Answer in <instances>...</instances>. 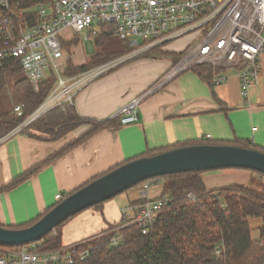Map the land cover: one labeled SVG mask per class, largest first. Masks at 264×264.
<instances>
[{"label": "built area", "instance_id": "obj_1", "mask_svg": "<svg viewBox=\"0 0 264 264\" xmlns=\"http://www.w3.org/2000/svg\"><path fill=\"white\" fill-rule=\"evenodd\" d=\"M27 1L0 0V67L17 60L35 91L51 72L56 79L39 107L0 141L22 133L52 110L74 107L76 96L93 81L184 35L195 34V42L162 77L118 111L116 117L122 126L138 122L146 99L197 66L218 70L213 86L227 80L224 71L236 70L245 97L264 69V0H52L49 5L31 8L25 5ZM67 32L85 39L97 34L117 35L128 43L130 51L69 77L64 73L73 55L65 45ZM15 111L23 116L21 105H16ZM150 182L144 184L145 189ZM66 197L58 194L57 200ZM141 199L144 202L140 205L121 210V224L138 225L147 234L172 199L152 198L146 192ZM198 199L194 192L186 195L189 202ZM89 240L53 251H38L36 242L16 248L0 246V264H74L91 256L94 244L83 246ZM111 242L118 246L123 238ZM216 252L221 256L224 247Z\"/></svg>", "mask_w": 264, "mask_h": 264}, {"label": "crops", "instance_id": "obj_2", "mask_svg": "<svg viewBox=\"0 0 264 264\" xmlns=\"http://www.w3.org/2000/svg\"><path fill=\"white\" fill-rule=\"evenodd\" d=\"M189 45L182 42L176 49L163 50L181 53ZM172 64L170 57L128 61L84 88L75 98V107L82 117L116 118L123 106L153 85ZM224 75L227 80L212 87L194 70L182 73L142 103L138 122L98 132L12 191L0 194V225L28 223L56 205L58 194L69 195L125 161L178 143L203 139L233 143L239 139L264 149V69L248 97L243 95L236 70H226ZM88 128L81 126L58 141H45L24 132L0 141V189ZM228 174L232 171H217L203 178L208 189H214L209 185H233L212 180H219L218 175L232 176ZM237 174L252 176L247 172ZM144 192L152 198L160 197L163 180L151 181L148 189L144 185L130 189L107 201L101 210L79 213L64 227V247L109 231L110 225L121 221V210L141 199Z\"/></svg>", "mask_w": 264, "mask_h": 264}, {"label": "trees", "instance_id": "obj_3", "mask_svg": "<svg viewBox=\"0 0 264 264\" xmlns=\"http://www.w3.org/2000/svg\"><path fill=\"white\" fill-rule=\"evenodd\" d=\"M51 2L52 0H28L25 5L31 8L33 5H49ZM105 27L109 28V26ZM112 35L97 34L91 35V37L95 38L96 46L102 47ZM65 45L71 46L69 43H65ZM129 51L128 43L124 41L123 50L96 52L83 65H77L70 60L64 74L73 77ZM182 55V52L175 53L155 48L136 58L170 57L173 62H177ZM193 70L198 73L203 81L214 87L211 82L218 70L215 71L209 65H200ZM21 73L23 71L17 60L6 63L2 68L0 67V93L10 77H15ZM55 79L51 72L41 81L37 91L34 90L25 76L14 83L16 105L22 106L23 116H18L15 108L7 112H0V138L9 133L39 107L48 97L55 84ZM84 125L89 126V128L82 135L5 184L0 189V194L12 191L98 132L122 126L119 117L108 120L86 118L79 114L75 106H68L65 110H52L32 123L23 132L45 141H58ZM200 144H236L262 149L250 140L237 139L233 143H225L203 139L178 143L165 149L151 151L143 156L153 155L175 147ZM126 162L128 161L94 177L75 191ZM203 174L204 172L197 171L160 176L135 186L134 188H138L148 181L163 180L161 197L169 196L172 199L169 208L157 217L147 234H144L138 225L122 226L121 221L110 225L109 231L101 233L83 245L87 247L94 244L95 248L91 256L85 261H78L74 264H264V195L239 184L208 189ZM188 192L199 195L198 201H187ZM107 201L89 209L101 210ZM143 202V199H139L131 202V206L135 207ZM54 207L55 205L28 223L9 228L28 227L36 223ZM77 215L70 217L45 238L36 242L38 244L36 249L38 251H53L63 248L64 227ZM251 217L261 218L263 221V225L259 229L260 237L257 240L252 237V227L249 222ZM117 237H122L123 243L114 246L111 241ZM220 247H224V252L218 256L216 251Z\"/></svg>", "mask_w": 264, "mask_h": 264}, {"label": "water", "instance_id": "obj_4", "mask_svg": "<svg viewBox=\"0 0 264 264\" xmlns=\"http://www.w3.org/2000/svg\"><path fill=\"white\" fill-rule=\"evenodd\" d=\"M232 168L264 175V150L236 144H200L133 159L67 195L28 227L14 229L0 225V246L19 247L38 242L70 217L115 198L144 181L185 172Z\"/></svg>", "mask_w": 264, "mask_h": 264}, {"label": "rangeland", "instance_id": "obj_5", "mask_svg": "<svg viewBox=\"0 0 264 264\" xmlns=\"http://www.w3.org/2000/svg\"><path fill=\"white\" fill-rule=\"evenodd\" d=\"M195 34L184 35L181 38L172 41L164 46V48H173L176 49L179 43H188L191 44L194 41ZM66 44L69 43L71 46H66V48L72 53L73 63L77 65H83L84 63L88 62L91 57L96 53L102 50L106 52H118L124 49V41L117 35H112L110 39L106 42L105 45L102 47H98L95 44V38L89 37L85 39L84 35L81 36H74L71 33H66L65 35ZM181 41V42H177ZM177 42V43H176ZM24 76V73H21L15 77H10L4 86L2 92L0 93V112H7L15 108L17 101L14 94V83L21 77ZM23 122V121H22ZM21 122V123H22ZM232 171L231 177L225 176V178L221 175L219 176V180H215L217 183L222 182V184H239L243 186H247L256 192L261 193L264 195V175L248 170V169H240V168H232V169H221V170H213V171H206L204 175H214L217 171ZM237 172H247L251 173L252 176L250 177H242L241 174H237ZM214 185H209V188H215ZM121 195V194H120ZM125 195V194H124ZM119 196V195H118ZM249 222L252 227V237L253 239L257 240L260 237V228L263 225V221L261 218L251 217L249 218Z\"/></svg>", "mask_w": 264, "mask_h": 264}]
</instances>
